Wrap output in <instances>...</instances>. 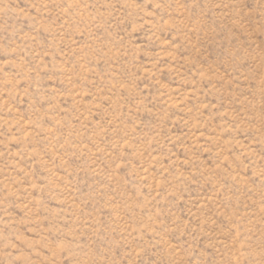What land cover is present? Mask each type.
I'll return each mask as SVG.
<instances>
[{
    "label": "rangeland",
    "instance_id": "obj_1",
    "mask_svg": "<svg viewBox=\"0 0 264 264\" xmlns=\"http://www.w3.org/2000/svg\"><path fill=\"white\" fill-rule=\"evenodd\" d=\"M0 264H264V0H0Z\"/></svg>",
    "mask_w": 264,
    "mask_h": 264
}]
</instances>
